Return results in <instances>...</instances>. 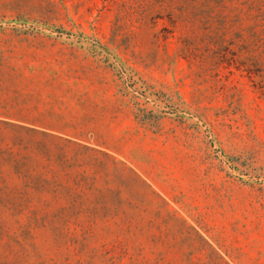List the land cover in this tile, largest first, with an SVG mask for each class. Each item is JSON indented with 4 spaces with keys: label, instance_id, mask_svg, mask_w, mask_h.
<instances>
[{
    "label": "rangeland",
    "instance_id": "374dc122",
    "mask_svg": "<svg viewBox=\"0 0 264 264\" xmlns=\"http://www.w3.org/2000/svg\"><path fill=\"white\" fill-rule=\"evenodd\" d=\"M186 37L105 0H0V119L70 215L27 241L1 215L27 264H264V90Z\"/></svg>",
    "mask_w": 264,
    "mask_h": 264
},
{
    "label": "trees",
    "instance_id": "16d2710c",
    "mask_svg": "<svg viewBox=\"0 0 264 264\" xmlns=\"http://www.w3.org/2000/svg\"><path fill=\"white\" fill-rule=\"evenodd\" d=\"M105 1L116 4L120 16L129 15L142 25H155L164 17L174 25L184 24L192 31V38L186 37L183 41L182 50L188 56L196 54L197 47L209 40L210 50L216 55L215 64L219 65L225 62L223 58L228 49L236 47V52L230 50L231 66L237 65L238 70L258 76L257 85L264 90V0ZM196 31L208 33L194 38ZM217 56L221 58L216 59ZM30 131L0 119V217L9 214L12 218L25 220L23 241L33 238V228L70 222L67 212L55 214L47 210L49 202L44 200V195L50 192L49 171L39 173L32 146L21 137L22 133ZM6 167L11 174L4 172ZM6 234L0 220V264H27L32 258L29 249L14 237L21 248L14 252L11 244L14 241L10 238V242H5Z\"/></svg>",
    "mask_w": 264,
    "mask_h": 264
}]
</instances>
